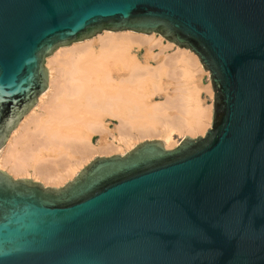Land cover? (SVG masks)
I'll list each match as a JSON object with an SVG mask.
<instances>
[{"label": "water", "instance_id": "1", "mask_svg": "<svg viewBox=\"0 0 264 264\" xmlns=\"http://www.w3.org/2000/svg\"><path fill=\"white\" fill-rule=\"evenodd\" d=\"M125 30L198 57L211 128L96 157L61 187L0 171V264H264V0H0V149L47 57Z\"/></svg>", "mask_w": 264, "mask_h": 264}, {"label": "bare ground", "instance_id": "2", "mask_svg": "<svg viewBox=\"0 0 264 264\" xmlns=\"http://www.w3.org/2000/svg\"><path fill=\"white\" fill-rule=\"evenodd\" d=\"M154 34L102 31L57 48L45 60L47 88L0 149V171L58 186L94 155L123 153L153 137L167 149L173 133H202L213 103L209 110L200 105L197 74L209 79V72L193 52ZM170 47L175 53L164 55Z\"/></svg>", "mask_w": 264, "mask_h": 264}, {"label": "rangeland", "instance_id": "3", "mask_svg": "<svg viewBox=\"0 0 264 264\" xmlns=\"http://www.w3.org/2000/svg\"><path fill=\"white\" fill-rule=\"evenodd\" d=\"M155 35V34H154ZM164 45H165V43H164ZM164 45H163V47H164ZM173 46H175V45H173ZM176 47V46H175ZM159 48H154L153 49V54L154 55H157L158 54V52H159V50H158ZM175 48L174 47H170V48H167L166 50H164V55H167V56H170V55H172V54H174L175 53ZM143 49H140L139 50V53H140V56L141 55H143ZM150 62V64L151 65H154V66H156L155 65V61L154 60H150L149 61ZM197 80H198V82H197V87H196V89H197V92H198V97H199V101H200V105L203 107V108H206L207 110H209V108L211 107V105H212V103H213V91H212V89L209 87V79L207 78V76L206 75H204V74H202L201 76H200V74H197ZM163 80V79H162ZM161 95V94H160ZM160 95H154L153 97H154V100H156V102H162L163 101V98L162 97H160ZM209 112V111H208ZM210 122L208 123V125L205 127V129L203 130V132L202 133H197V134H195V135H190V134H177V133H173L172 135H171V146L170 147H168L167 149H172V148H174V147H176L178 144H179V142H180V140L183 138V137H185V136H189V137H192V138H195V137H197V136H203L205 133H206V131L210 128ZM148 140H159V141H161L163 144H164V141L162 140V138H156V137H153V138H149V139H140L139 141H136L135 142V144L130 148V149H128V150H125L123 153H112V154H109V155H94L93 157H91V159L90 160H88L87 161V163H85L81 168H79L78 170H77V172H76V175H77V173L81 170V169H83V167H85L90 161H92L93 159H95L96 157H107V156H111V155H123V154H125V153H127L128 151H130L133 147H135L136 145H138L139 143H141V142H143V141H148ZM97 141H98V136H94L93 137V144H96L97 143ZM3 171V170H2ZM7 173V172H6ZM76 175H74V177L76 176ZM74 177H72L71 179H68L65 183H67L68 181H70V180H72ZM22 178H26V177H22ZM26 179H31V180H33L32 178H26ZM33 181H35V180H33ZM36 182H40L41 183V181H36ZM65 183H63V184H61V185H58V186H56V185H45V186H51V187H60V186H62V185H64ZM43 184V183H42ZM44 185V184H43Z\"/></svg>", "mask_w": 264, "mask_h": 264}]
</instances>
